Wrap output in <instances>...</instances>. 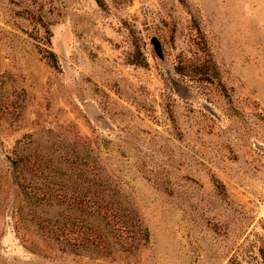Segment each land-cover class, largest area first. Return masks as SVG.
<instances>
[{
	"label": "rangeland",
	"instance_id": "obj_1",
	"mask_svg": "<svg viewBox=\"0 0 264 264\" xmlns=\"http://www.w3.org/2000/svg\"><path fill=\"white\" fill-rule=\"evenodd\" d=\"M23 139L60 165L39 192L90 195L96 161L148 238L60 240L92 220L25 198ZM0 264H264V0H0Z\"/></svg>",
	"mask_w": 264,
	"mask_h": 264
},
{
	"label": "trees",
	"instance_id": "obj_2",
	"mask_svg": "<svg viewBox=\"0 0 264 264\" xmlns=\"http://www.w3.org/2000/svg\"><path fill=\"white\" fill-rule=\"evenodd\" d=\"M48 55L49 58L55 59L53 52H48ZM52 133L54 132L50 130L49 134ZM30 146V141L20 140L14 149L15 156L10 160L15 178L25 198L28 197L40 202L47 201L50 204L56 202L59 198L70 200L73 204L79 205L81 211L87 213L92 220L88 227L89 232L85 229L81 231L84 226L76 222H73L75 226L72 229H68L65 225L55 227L54 233L61 237L60 240L65 239V242L76 251L80 248L93 254L108 256L112 254L114 244L120 246L124 251L132 252L140 240L148 238L147 227H144L141 223L130 202L118 190V186L111 176L103 173L101 167L97 169L96 161L90 165L92 170L95 171L92 180L93 192L90 195L82 194L68 197L66 194H58V192L51 190L49 194L39 192L41 186L27 178L28 169L39 173L42 171L41 162L43 164L50 163L49 169L59 168L60 165L57 164V161L51 159L50 154H45L47 151L44 148H42L43 150L33 151ZM41 151L44 153L42 154ZM64 161L69 163L71 167L79 169L77 173L79 177L85 172L84 168L76 166L78 162L70 161L69 158H65ZM82 165L87 166L86 162H82ZM44 185L46 186V184ZM75 188L78 189L79 185H76ZM90 190L91 188L85 189V192ZM79 192H81L80 188Z\"/></svg>",
	"mask_w": 264,
	"mask_h": 264
},
{
	"label": "water",
	"instance_id": "obj_3",
	"mask_svg": "<svg viewBox=\"0 0 264 264\" xmlns=\"http://www.w3.org/2000/svg\"><path fill=\"white\" fill-rule=\"evenodd\" d=\"M153 45H154V48H155L156 53H157L159 56H162L163 53H162L161 44H160V42H159V40H158L157 38H154V39H153Z\"/></svg>",
	"mask_w": 264,
	"mask_h": 264
}]
</instances>
